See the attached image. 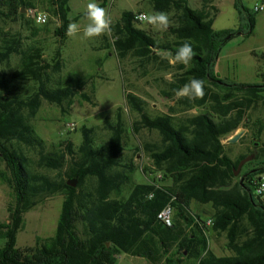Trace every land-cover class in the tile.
Segmentation results:
<instances>
[{
    "label": "trees",
    "instance_id": "obj_1",
    "mask_svg": "<svg viewBox=\"0 0 264 264\" xmlns=\"http://www.w3.org/2000/svg\"><path fill=\"white\" fill-rule=\"evenodd\" d=\"M43 1L59 21L54 35L64 43L68 24L81 15L70 17L71 0ZM103 1L102 6H106L107 0ZM150 2L154 10L174 14L171 38L158 39L140 27L135 19L140 12L124 11L111 24L114 51L121 60L134 56L142 63L167 54L163 63L174 71L167 88L161 91L162 97L176 100L179 110L196 108L199 113L177 118L178 107L174 106L168 113L153 117L146 100L132 92L125 94L126 105L138 115L130 123L131 129L136 133L155 130L161 137L160 145L147 148L152 159L150 175L161 173V178L152 177L148 183L133 182L136 168L124 158L125 136L130 129L122 107L104 121L109 132L105 144H98L94 128L84 125L76 129L83 138L79 146L70 140L47 146L32 123L42 100L62 107L81 95L92 103V97L82 92L88 82H56L54 76L63 68L62 52L57 50L53 63L48 62L41 46H26L21 32L0 25V65H8L13 56H18L20 64L12 80L34 84L25 96L12 92L8 79L0 74V160L6 166L0 171V179L13 194L9 207L12 217L0 222V239L5 241L0 247V264H115L114 251L150 264H264V196L254 193V181L264 177V162L256 163L264 156V149L236 176L247 154L234 161L222 143L241 126H251V109L259 105L264 108V74L259 75L262 82L247 84L222 78L214 70L224 40L231 34L253 35L257 13L247 10L242 0H235L239 27L217 31L214 18L218 11L209 7L212 0H203L200 10L193 9L189 0ZM33 7L29 0H0V24L24 22L30 27L33 22L24 11ZM185 41L191 43L195 53L187 67L174 60ZM170 60H174V66H170ZM193 78L204 81L203 98L177 97L174 89ZM253 126L257 127L254 136L260 137L263 120L258 119ZM29 151L37 152V160L29 156ZM33 164L57 174L52 177L41 173ZM77 178L76 186L69 184ZM59 194L64 199L55 234L37 237L33 246L17 247L25 215ZM194 201L211 204V218L198 214L192 208ZM168 204L174 208L171 226L158 218ZM211 233L226 235L231 256L218 257L210 250Z\"/></svg>",
    "mask_w": 264,
    "mask_h": 264
},
{
    "label": "rangeland",
    "instance_id": "obj_2",
    "mask_svg": "<svg viewBox=\"0 0 264 264\" xmlns=\"http://www.w3.org/2000/svg\"><path fill=\"white\" fill-rule=\"evenodd\" d=\"M35 7L49 14V22L46 25L36 24L33 22L30 27L24 22H1V28L11 30L13 32H21L25 39V45L38 44L43 48L44 58L53 63L57 50L62 52V71L54 76L56 82L68 83L69 81L84 79L87 80V86L82 90L92 97V103L84 100L81 95H77L72 103H65L62 107L42 100L41 108L35 119L32 120L36 132L46 140L47 146L51 148L58 143L70 140L75 146H79L83 140L80 131L82 126L94 128L95 140L98 144H105L109 139V132L104 127V121L107 117H114L118 107H122L127 123L130 129V123L138 119V115L130 111L125 101V91L131 90L136 93L147 92L148 87H155L149 93L156 100L157 106L151 104L148 111L152 116L161 115L169 112L171 100L164 99L160 91L167 88V81L171 80L174 71L166 64L163 59L168 58L167 54L162 55V59L152 60L151 62L142 63L134 56L126 59H119L113 48L112 33L109 32L101 37L92 39L83 38V28L88 22L85 17V8L90 0H71L70 17L74 18L78 15L82 17L76 21L81 31L74 37L67 36L64 43L54 35V29L59 26V21L54 18L46 7L43 0H29ZM102 6V2L96 0ZM104 7L111 24L117 22L124 11L134 12H150L153 10L150 0H107ZM189 4L193 9L200 10L203 6V0H189ZM242 4L247 10L253 11L257 4H261V0H242ZM218 12L214 18V29L218 31H226L237 29L240 25L239 13L234 6V0H215ZM213 13L212 9L209 10ZM27 14V11H25ZM170 25L166 30L154 29L151 25H140L141 28L151 31L158 39H170L169 28L174 24L173 13L168 14ZM37 29V32L34 29ZM35 34V35H34ZM240 36L236 35L227 41L220 52L219 58L215 61L216 70L221 77H226L230 81L254 84L262 82V78L258 75L264 73V11L257 13L256 26L254 33L240 41ZM257 55V56H255ZM100 59V60H99ZM235 62L236 66L233 65ZM20 58L13 56L8 65H0V74L4 75L9 81V87L12 92H20L23 95H29L34 87L30 81L15 82L11 76L18 68ZM174 60H170V66H174ZM260 70V71H259ZM259 71V72H258ZM81 92V93H82ZM194 112H188L192 114ZM250 124L249 128H241L248 130L243 139L238 140L247 148V153H255V160L264 149V131L260 137H255L257 127L253 124L262 119L264 122V108L259 105L249 112ZM70 123H77V130L69 134L62 135V132ZM237 141V142H238ZM160 142L158 131H148L146 129L136 133L130 129L125 136V152L126 161H132L136 168L134 179L137 176L157 177L161 173L149 175L151 159L144 154L142 148L145 143ZM238 150L242 147L240 144L236 146ZM29 156L33 160H37L36 151H29ZM264 162V156L256 162L257 164ZM37 171L55 177L56 172L48 169H41L37 164H33ZM6 166L0 160V171H5ZM146 170L149 173H146ZM154 171V169H152ZM242 170V169H241ZM241 172H239L238 176ZM70 183H74L71 180ZM64 197L55 195L46 199L33 210L25 215V226L23 231L19 232L17 246L24 247L34 245L37 237L48 238L55 234L58 219L62 209ZM13 202V194L10 187L3 183L0 179V222H6L10 219L11 213L9 207ZM223 239L218 240V244L222 245ZM5 241L0 239V247L4 246ZM117 264H149V262L140 257H133L121 253L118 255Z\"/></svg>",
    "mask_w": 264,
    "mask_h": 264
},
{
    "label": "clouds",
    "instance_id": "obj_3",
    "mask_svg": "<svg viewBox=\"0 0 264 264\" xmlns=\"http://www.w3.org/2000/svg\"><path fill=\"white\" fill-rule=\"evenodd\" d=\"M85 17L87 23L83 28V38L92 39L101 37L108 34L111 31V18L108 15L107 10L100 6L96 0H90L85 8ZM48 14L46 12H40L36 18L35 23H46ZM141 25H151L154 29L166 30L170 25V19L167 12L151 10L150 12H143L136 16ZM81 31L78 23L70 22L67 27V35L69 37L76 36ZM195 55L190 42H183L177 49L174 60L178 63H182L187 67ZM204 81L198 78L191 79L188 83L184 84L181 88L174 89L177 97H187L189 100H195L203 98L205 95ZM264 187V184L261 185ZM260 190L258 189L257 192Z\"/></svg>",
    "mask_w": 264,
    "mask_h": 264
},
{
    "label": "crops",
    "instance_id": "obj_4",
    "mask_svg": "<svg viewBox=\"0 0 264 264\" xmlns=\"http://www.w3.org/2000/svg\"><path fill=\"white\" fill-rule=\"evenodd\" d=\"M234 3H235V0H234ZM261 3H263V1L261 0ZM210 6H214L216 9H217V11H218V8H217V6L215 5V0H212V4H210L209 5V7ZM210 9H208V11H209ZM140 13H143V12H140ZM81 17H82V15H81ZM216 30V29H215ZM230 30H232V29H230ZM233 30H235V29H233ZM218 31V30H217ZM223 31V30H222ZM234 36H236V35H234ZM233 36V37H234ZM238 36H240V41L242 40V39H244V38H246L243 34H238ZM232 37V38H233ZM232 38H230V39H232ZM229 39V40H230ZM228 40V41H229ZM243 43V41H241V43L240 44H242ZM40 46V45H39ZM42 48V47H41ZM43 49V48H42ZM44 52V51H43ZM255 56H257V55H255ZM262 58V60H264V55L261 57ZM100 60V59H99ZM233 65L234 66H236V64H235V62H233ZM214 70H215V72L218 74V75H220L218 72H217V70H216V66H214ZM260 71V70H259ZM258 71V72H259ZM263 73V72H262ZM262 73H259L258 75H260V74H262ZM264 74V73H263ZM221 76V75H220ZM223 78H226V77H223ZM234 81H235V79H234ZM236 82V81H235ZM147 89H149V90H147V92L145 91V92H141V93H136V92H134V91H131V90H128V91H125V94L126 93H129V92H132V93H134V94H136L137 96H139V97H141L142 99H144V100H146L147 101V103H148V107H149V105L151 104L153 107H156L157 106V102H156V100L155 99H153L152 97H151V95H149V93H152L151 92V90H155V87H148ZM160 93H161V91H160ZM172 101V100H171ZM174 106H176V107H178L177 106V101L176 100H173L172 101V104L170 105V107H174ZM148 107H147V109H148ZM178 111L175 113V116L177 117V118H185V117H187V116H192V115H196V114H198L199 113V111H198V109H192V110H190V111H182V110H179V107H178V109H177ZM188 112H194V113H192V114H187ZM250 112V111H249ZM168 113V112H167ZM248 115H249V113H248ZM155 116H157V115H155ZM154 117V116H153ZM249 117V116H248ZM244 128V125L243 126H241L237 131H235L234 133H232L231 135H229V136H227V137H225V138H223L222 139V143L225 145V147H226V152H227V154L230 156V158L232 159V160H234V161H236V160H238L241 156H243V155H246L247 154V156H249V155H252L251 153H247L246 152V150H247V148L245 147V145L243 146L242 145V143H240L239 141L238 142H235V143H230L229 142V140L234 136V135H236L238 132H240L241 130H244L245 131V133H244V135L240 138V139H243L245 136H246V134H247V132H248V130H245V129H241V128ZM130 129H131V127H130ZM132 131H133V129H131ZM147 130V129H146ZM149 131V130H148ZM152 131H155V130H152ZM130 132V131H129ZM239 139V140H240ZM161 144V137H160V142H156V143H145L144 144V146H143V148H142V151L144 152V154H147L148 155V157L151 159V153H150V151L149 150H147V148L148 147H151V146H156V145H160ZM238 144H240L241 145V147H242V149L241 150H238V148H236V146L238 145ZM125 152V151H124ZM254 154V153H253ZM255 154H256V152H255ZM129 161H131L130 159H129ZM252 161H254V160H252ZM249 163V162H248ZM245 164H247V163H245ZM244 164V165H245ZM244 165H243V167H244ZM152 166V159H151V163H150V167ZM242 167V168H243ZM246 170V169H245ZM242 171V170H241ZM240 171V172H241ZM136 172V171H135ZM146 173H149L147 170H146ZM150 175V174H149ZM139 179H137V178H133L134 180H133V182L134 183H148V182H150V178L148 177V176H137ZM242 181V180H241ZM168 183H170V182H168ZM192 208L195 210V211H197L198 212V214H200L204 219H209V218H211V214H212V212H213V208H212V205L211 204H200V203H197L196 201H194L193 203H192ZM21 231H23V229L21 230ZM20 231V232H21ZM17 239H18V237H17ZM219 239H223V243H222V245H219L218 244V240ZM2 240V239H1ZM227 242H228V240H227V237H226V235L225 234H221V235H217V234H215V233H211L210 234V236H209V248H210V250H212L218 257H223V256H231L232 255V252L229 250V249H227V247H226V244H227ZM35 245V244H34ZM28 246H33V245H28ZM28 246H24V247H28ZM18 247V246H17ZM24 247H20V248H24ZM122 252H120V251H114V258H115V264H117L118 263V255L119 254H121ZM125 254V253H124ZM126 255H128V254H126ZM131 256V255H130ZM134 257V256H133ZM150 264V263H149Z\"/></svg>",
    "mask_w": 264,
    "mask_h": 264
},
{
    "label": "built area",
    "instance_id": "obj_5",
    "mask_svg": "<svg viewBox=\"0 0 264 264\" xmlns=\"http://www.w3.org/2000/svg\"><path fill=\"white\" fill-rule=\"evenodd\" d=\"M99 1L102 2L103 0H99ZM262 11H264V3L257 4L254 8V12L259 13ZM40 12H44V11H41L37 8H30L29 10H27L26 15L28 17L32 18V20L35 22V18ZM139 14H141V13H138L136 16H138ZM49 19H50V17L48 14L47 22L41 23L39 25H46L49 22ZM135 19H136V17H135ZM77 127H78L77 123L68 124L67 128L62 132V135L74 132L77 129ZM160 178H161V175H159V179ZM262 184H264V177L257 178L254 181V193L256 196H260V197L264 196V187H261ZM258 189L260 190L259 192H257ZM173 217H174V208L171 204H168L167 206H165V208L158 215V218L160 220L164 221L169 226H171V224H172ZM208 224H211V221H209Z\"/></svg>",
    "mask_w": 264,
    "mask_h": 264
},
{
    "label": "water",
    "instance_id": "obj_6",
    "mask_svg": "<svg viewBox=\"0 0 264 264\" xmlns=\"http://www.w3.org/2000/svg\"><path fill=\"white\" fill-rule=\"evenodd\" d=\"M24 13H25V11H24ZM233 36H234L233 34L229 35V36L224 40V43L227 42V41H228L230 38H232ZM244 133H245V131H244V130H241V131L238 132L236 135H234V136L229 140V142H230V143H235V142H237V141H238V140L244 135ZM255 155H256L255 153L252 154V155H249V156H247L246 158H244V159L240 162V164H239V166H238V169H237V171H236V176H238V174H239V172L241 171L243 165H244L245 163H248V162L252 161V160L255 158ZM77 183H78V178L74 180V183H69V184H70V185H73V186H76ZM241 183H243V179H242ZM249 192H250V194H251V191H250V190H249ZM11 217H12V215H10V218H11ZM109 245H110V243L107 244V246H109Z\"/></svg>",
    "mask_w": 264,
    "mask_h": 264
}]
</instances>
